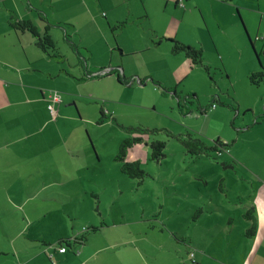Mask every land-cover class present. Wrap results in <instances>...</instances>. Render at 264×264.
Segmentation results:
<instances>
[{
    "label": "crops",
    "instance_id": "1",
    "mask_svg": "<svg viewBox=\"0 0 264 264\" xmlns=\"http://www.w3.org/2000/svg\"><path fill=\"white\" fill-rule=\"evenodd\" d=\"M158 6L164 13L170 11L167 19L177 27L183 24L186 15L199 21L196 26L200 27L201 39L197 43L203 45L204 53L207 46L215 49L223 65L226 59L221 52L237 48L244 59L248 81L250 74L264 66V0H0V226L5 229L14 222L17 230L14 238L29 243L28 248L24 245L18 250L13 260H2L0 264H148V248L137 247L141 237L129 234L114 239L107 234L102 247L97 245L104 227L113 226L100 209L102 197L97 191L90 192L95 197L91 204L96 214L88 225H81L86 218L87 191L83 189L82 169L86 166L88 148L83 142L74 143L65 136L67 131L63 130L61 119L68 118L70 104L79 110L82 95L77 88L81 85L113 88L116 80L113 76L121 79V72L124 76L121 57L155 51L163 41L172 56H185L171 51L167 38L178 39V31H172V26L166 35L153 31L157 40L151 37V41L137 44L132 37L124 38L127 22L150 20ZM11 17L31 21L42 35L49 27L58 51H43L30 32L11 26ZM91 27L95 29L91 37L96 32L108 34L111 30L116 45L107 34L103 35L105 40L91 38L92 45L79 39ZM60 40L70 47L72 61L60 50ZM249 44L254 57L247 53ZM188 61L191 67H199ZM183 64L187 68L185 61ZM104 69L110 71L103 76L94 73ZM225 72L234 87L232 74ZM249 91L252 94L250 88ZM54 92L61 95L55 114L49 108ZM218 100L230 106L221 97ZM216 108L201 109L204 110L201 115L208 116ZM256 108L254 115L260 116L264 129V114ZM232 151L229 146V152H224ZM259 153L260 164L264 166V144ZM94 159L99 156L96 154ZM252 180V200L242 207L239 205L242 190L221 186L225 199L234 193L232 201L224 206V199L217 200L207 210L195 209L196 232L189 239L194 264H264V173L255 174ZM231 202L237 206L233 207ZM57 205H64L62 212ZM250 208H254L256 220L254 235L249 234L253 221L244 217ZM12 212L16 214L13 219L5 217ZM203 217L205 221H200ZM83 227L89 231L82 233ZM83 234L87 236L84 244H74L65 253L59 251L62 239ZM128 245L136 246L137 250L132 252ZM103 250L111 253L102 256ZM2 253L6 251L1 249Z\"/></svg>",
    "mask_w": 264,
    "mask_h": 264
},
{
    "label": "rangeland",
    "instance_id": "2",
    "mask_svg": "<svg viewBox=\"0 0 264 264\" xmlns=\"http://www.w3.org/2000/svg\"><path fill=\"white\" fill-rule=\"evenodd\" d=\"M130 5L136 6L134 3ZM153 11L155 14L150 20L138 18L127 22L124 38L132 37L137 44L149 41L151 37L157 40L153 31L166 35L172 26V31L177 30L176 36L184 43L192 47L203 46L197 43L201 39L200 27L196 26L199 21L186 15L183 24L177 27L167 19L170 11L164 13L159 6ZM64 28L67 30L68 27ZM94 31V27H91L81 38L78 34L77 38L90 45L91 38L96 36L101 40L106 39L105 32H96L91 37ZM99 33L102 35L99 36ZM107 38L114 40L111 30ZM59 47L71 57V61L74 59L70 47L63 40H60ZM117 53L120 55L119 51ZM247 53L254 57L251 45ZM221 54L226 59L225 65L215 49L207 46L204 58L205 65L211 68L208 72L201 66L191 67L184 55L172 56L163 41L155 51L121 57L124 76L121 72V82L113 76L116 78L113 88L94 84L77 88V92L82 95L78 102L80 111L70 104L69 113L66 114L68 118L63 117L61 122L63 130L67 131L65 136H69L74 143L83 142L88 148L86 166L82 169L85 174L83 189L87 191L86 218L81 221V225H88L96 214L92 209L91 200L95 197L91 191L101 195L100 209L113 225L104 227L98 237V246L102 247L103 237L107 234L114 239L126 238L130 234L133 238L141 237L138 248H148V264H194L189 239L196 232V224L193 223L195 209L207 210L217 200L224 199V206L226 202L232 201L234 193L225 199L221 186L232 191L242 190L239 193L242 197L240 207L252 200L250 183L253 182V176L264 173V166L260 164L262 159L258 157L264 144V129L260 124V116L254 115L256 107L264 114V84L260 87L250 85L245 76L247 69L244 59L242 61L237 48H226ZM183 61L187 63V68ZM224 69L232 74L234 87ZM105 71L94 73L103 74ZM218 97L223 99V103L228 101L230 106L219 102ZM212 103L217 107V114L213 110L208 112V116H202L201 108L209 107L211 110ZM239 104H242V109ZM249 105L253 108H245ZM101 110L107 117L99 123L102 120ZM131 127L161 130L151 134L148 141L159 139L167 143L166 156L160 161L151 160V148L146 144L137 145L129 152L128 158L139 160L147 173L140 186L137 179H131L121 172L120 162L114 161L121 142L132 136L128 132ZM166 131L174 134L192 133L210 145L220 137L222 141L230 143L233 151L224 152L216 159L193 157ZM96 154L99 159L95 160ZM224 163L227 165L224 166ZM231 203L233 207L237 206V203ZM57 207L62 212L64 205ZM7 216L13 219L16 214L12 212ZM201 220L205 221V218ZM16 231L14 222L5 229L0 226V251H6L0 254V261L13 260L20 248H24V245L25 248L29 247L26 240L14 238ZM129 246L131 251L137 250L136 246ZM107 253L111 251L103 250L101 255Z\"/></svg>",
    "mask_w": 264,
    "mask_h": 264
},
{
    "label": "trees",
    "instance_id": "3",
    "mask_svg": "<svg viewBox=\"0 0 264 264\" xmlns=\"http://www.w3.org/2000/svg\"><path fill=\"white\" fill-rule=\"evenodd\" d=\"M11 26L15 30L19 31H28L30 32L36 39H37V46L40 47L43 51L49 52L58 51L56 41L54 40L53 36L49 33V27L46 28L44 34H40L37 30V27L31 22L26 20H19L15 17H11L10 19ZM124 23H122L123 25ZM168 41L171 43V51L174 55H178L180 53H184L185 56L191 61L193 65H199L207 69L208 72L211 71L210 67L205 65L204 63V51L201 48H195L191 45L185 44L180 40L172 37L167 38ZM103 76V75H102ZM119 82H121L118 76ZM249 82L253 86H261L264 84V66L257 72H254L249 75ZM195 96V95H194ZM215 102V101H214ZM213 106V103L210 107ZM209 108V107H208ZM206 109V108H201ZM204 111V110H203ZM201 110V113L203 112ZM102 120L99 122H103V118L107 117L105 112L101 110L100 112ZM161 130L158 129H148L143 127H131L128 128V132L132 135L126 137L120 144L119 152L114 157L116 162L121 163L120 170L123 174L128 175L131 179H137L138 185H142L147 177L146 171L141 167V162L139 160H130L129 152L135 146L140 144L149 145L151 148V160L153 161H160L162 160L165 155V149L167 147V143L163 140L155 139L153 141H148L151 134H156ZM167 135L170 138H175L179 141L187 150L188 154L197 157H213L217 158L219 155H222L225 150L229 149L230 144L228 142H224L221 139L214 140V144L210 145L208 142L204 141L200 137L192 133H185V134H174L170 131H166ZM227 165L224 163V166ZM249 220L253 221L252 227L249 229V234L254 235L256 231V220L254 216V208H250L245 214ZM97 230V228H93V231ZM89 231V229H88ZM72 239H62L58 245H67L71 247L73 245ZM87 241V236L82 235L78 238L75 244H84Z\"/></svg>",
    "mask_w": 264,
    "mask_h": 264
},
{
    "label": "built area",
    "instance_id": "4",
    "mask_svg": "<svg viewBox=\"0 0 264 264\" xmlns=\"http://www.w3.org/2000/svg\"><path fill=\"white\" fill-rule=\"evenodd\" d=\"M181 1H182V0H181ZM109 71H110V69H108V70H106L105 72H103V74H102V73H98V74H96V75H104V73H108ZM60 102H61V95H60L58 92H54V93L51 95V101H50V105H49V108H50V110L52 111L53 114H55V112H56V110H55V105L58 104V103H60ZM212 107L215 108L216 105L214 104ZM226 152H229V149H227ZM87 231H88V227H83L81 232H82V233H85V232H87ZM80 234H81V233H80ZM81 236H82V235H81ZM81 236H76V237H74L71 241H72L73 243H75L76 240H77L78 238H80ZM68 247H69V246H67V245H65V244L60 245V246H59V251L62 252V253H65V252H67Z\"/></svg>",
    "mask_w": 264,
    "mask_h": 264
}]
</instances>
